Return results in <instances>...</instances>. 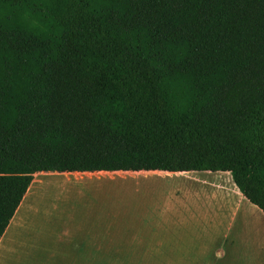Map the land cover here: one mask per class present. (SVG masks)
Masks as SVG:
<instances>
[{
    "label": "trees",
    "instance_id": "trees-1",
    "mask_svg": "<svg viewBox=\"0 0 264 264\" xmlns=\"http://www.w3.org/2000/svg\"><path fill=\"white\" fill-rule=\"evenodd\" d=\"M154 170L264 213V0H0V237L35 173Z\"/></svg>",
    "mask_w": 264,
    "mask_h": 264
},
{
    "label": "crops",
    "instance_id": "crops-1",
    "mask_svg": "<svg viewBox=\"0 0 264 264\" xmlns=\"http://www.w3.org/2000/svg\"><path fill=\"white\" fill-rule=\"evenodd\" d=\"M92 173L100 172L35 173L0 237V264H264V213L229 172ZM118 173L135 182L91 197L69 212L72 219L24 218L42 178ZM141 178L155 181L141 184Z\"/></svg>",
    "mask_w": 264,
    "mask_h": 264
},
{
    "label": "rangeland",
    "instance_id": "rangeland-1",
    "mask_svg": "<svg viewBox=\"0 0 264 264\" xmlns=\"http://www.w3.org/2000/svg\"><path fill=\"white\" fill-rule=\"evenodd\" d=\"M126 175L125 173L111 174L110 176H116L113 179L109 177H85L80 180L55 179L49 177L42 178L40 182L35 185V195L32 198L31 204L32 207L30 211L24 213V218L27 220L72 219L69 212L72 210L78 211L81 204L90 203L91 197L109 196L111 192L116 191L117 186L119 187L135 182L129 178H118L126 177ZM152 181H155V179L150 178L149 181H144L141 178L137 180V182L141 184L151 183ZM30 193L31 191L24 200L21 209L27 208L30 204Z\"/></svg>",
    "mask_w": 264,
    "mask_h": 264
}]
</instances>
